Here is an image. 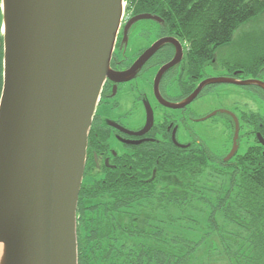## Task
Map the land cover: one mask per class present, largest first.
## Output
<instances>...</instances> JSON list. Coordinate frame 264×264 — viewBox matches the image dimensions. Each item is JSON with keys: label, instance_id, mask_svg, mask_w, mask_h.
<instances>
[{"label": "water", "instance_id": "obj_1", "mask_svg": "<svg viewBox=\"0 0 264 264\" xmlns=\"http://www.w3.org/2000/svg\"><path fill=\"white\" fill-rule=\"evenodd\" d=\"M124 2L2 0L0 264H78L77 209L88 136L102 86L112 76ZM144 18L161 17L143 13L130 19L128 26ZM164 41L172 38L155 43L116 78H131ZM215 80L202 82L194 94ZM247 83L264 86L256 80L239 81ZM222 111L236 121L227 161L239 148V121L233 112ZM150 121L151 116L139 134L150 128ZM258 137L264 145V137Z\"/></svg>", "mask_w": 264, "mask_h": 264}, {"label": "trees", "instance_id": "obj_2", "mask_svg": "<svg viewBox=\"0 0 264 264\" xmlns=\"http://www.w3.org/2000/svg\"><path fill=\"white\" fill-rule=\"evenodd\" d=\"M126 2L131 14L149 12L166 20L170 33L186 40L192 54L203 60L230 43L243 23L264 12V0ZM261 51L264 42L251 53ZM139 149L132 168L128 165L83 179L77 209L78 264H151L154 258L163 263L165 250L154 248L150 254L145 244L139 250L135 245L137 237L151 240L154 233L159 234L137 223L138 208L181 207L207 185L216 195L215 202L208 203L211 216L223 213L228 220L247 226L251 239L245 255L249 262L264 264V147L259 141L227 161L203 144L186 150L170 146L166 152ZM200 200L206 204L209 197L200 195ZM121 213L127 215L129 225L119 219ZM151 219L146 215L141 222Z\"/></svg>", "mask_w": 264, "mask_h": 264}, {"label": "flooded vegetation", "instance_id": "obj_3", "mask_svg": "<svg viewBox=\"0 0 264 264\" xmlns=\"http://www.w3.org/2000/svg\"><path fill=\"white\" fill-rule=\"evenodd\" d=\"M143 13L149 12L132 14L122 21L119 29L111 58L112 76H108L102 86L89 131L83 179L90 175L105 176L107 171L128 165L132 168L138 161L140 147L145 150L158 148L166 152L170 146L186 150L193 145H205L193 123L206 120L203 118L214 112L215 115H225L223 124L230 133V147L224 155H220L225 158L233 145L235 118L222 109L199 115L198 101L264 102V86L257 83L239 84L243 80L264 83V51L256 55L245 49L238 52L220 50L225 44L203 60L192 54L186 40L170 33L168 22L163 18L139 19L128 26L130 19ZM164 38H172V41L161 42L131 78H116L117 73L130 70L149 48ZM131 45L134 47L130 49ZM171 62L173 64L160 73V69ZM4 65L0 0V99L4 86ZM218 78L238 82H218L215 80ZM209 79L215 81L205 84L194 94L199 85ZM180 104L183 106L179 108L168 106ZM231 112L239 121L238 151L243 141L250 144L259 141V145L264 147L258 137L259 134L264 137V106L240 113ZM150 116V128L139 134ZM138 119L142 122H137Z\"/></svg>", "mask_w": 264, "mask_h": 264}, {"label": "rangeland", "instance_id": "obj_4", "mask_svg": "<svg viewBox=\"0 0 264 264\" xmlns=\"http://www.w3.org/2000/svg\"><path fill=\"white\" fill-rule=\"evenodd\" d=\"M263 42L264 12L243 23L234 32L233 40L220 50L256 51L258 45ZM133 47L131 45L130 49ZM234 92L236 94L237 91ZM261 105L264 106V102L198 101L197 108L198 114L204 115L216 109H229L240 113L249 108L255 110ZM176 112L178 113L179 110ZM223 116L225 115L218 113L199 123H193L205 146L216 155H224L231 144L229 130L223 124ZM137 122L142 121L138 119ZM248 144L250 142L243 141L240 150H245ZM200 189L202 194L195 195L191 201L181 207L164 205L161 210L139 207L140 222L137 223L145 226L148 232L158 231L159 234L154 233L151 240L137 237L135 245L138 250L143 244H145L143 247L150 249V254L154 248L165 250L168 255L161 264H169V262L170 264H255L249 262L245 255L247 243L251 239L250 229L228 220L222 215L223 213L216 212L211 216L212 211L208 203L215 202L216 199L212 191L213 187L207 185L206 188L200 187ZM200 195L209 197L206 203L208 205L201 203ZM146 215H150L152 219L147 220L146 223L141 222ZM120 218L129 225L127 215L121 213ZM157 262L154 258L151 264H158Z\"/></svg>", "mask_w": 264, "mask_h": 264}, {"label": "bare ground", "instance_id": "obj_5", "mask_svg": "<svg viewBox=\"0 0 264 264\" xmlns=\"http://www.w3.org/2000/svg\"><path fill=\"white\" fill-rule=\"evenodd\" d=\"M3 253H4V246H3V244L0 243V261H1V258L3 256Z\"/></svg>", "mask_w": 264, "mask_h": 264}, {"label": "built area", "instance_id": "obj_6", "mask_svg": "<svg viewBox=\"0 0 264 264\" xmlns=\"http://www.w3.org/2000/svg\"><path fill=\"white\" fill-rule=\"evenodd\" d=\"M123 17H124V19L129 18L130 17V12L125 10L124 13H123Z\"/></svg>", "mask_w": 264, "mask_h": 264}]
</instances>
